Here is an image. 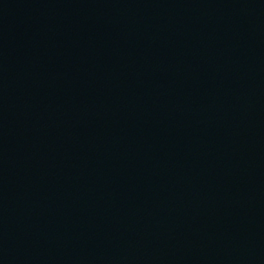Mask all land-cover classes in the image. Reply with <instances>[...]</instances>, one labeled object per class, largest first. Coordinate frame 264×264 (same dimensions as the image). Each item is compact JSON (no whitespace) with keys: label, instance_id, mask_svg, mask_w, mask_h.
<instances>
[{"label":"water","instance_id":"obj_1","mask_svg":"<svg viewBox=\"0 0 264 264\" xmlns=\"http://www.w3.org/2000/svg\"><path fill=\"white\" fill-rule=\"evenodd\" d=\"M0 264H264V0H0Z\"/></svg>","mask_w":264,"mask_h":264}]
</instances>
